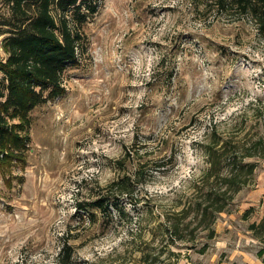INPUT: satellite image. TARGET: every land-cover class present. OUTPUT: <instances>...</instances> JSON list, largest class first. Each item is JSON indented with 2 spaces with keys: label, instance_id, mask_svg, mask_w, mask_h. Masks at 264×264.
I'll list each match as a JSON object with an SVG mask.
<instances>
[{
  "label": "rangeland",
  "instance_id": "374dc122",
  "mask_svg": "<svg viewBox=\"0 0 264 264\" xmlns=\"http://www.w3.org/2000/svg\"><path fill=\"white\" fill-rule=\"evenodd\" d=\"M9 15L0 0V31ZM80 31L63 95L30 112L24 143L3 157L0 264H60L68 253L66 264H222L232 249L263 246L249 229L264 208L256 12L219 0H104ZM214 131L233 132L241 155L255 153L244 162L258 165L224 211L203 216L204 194L226 189L201 181ZM138 167L145 180L121 193L113 181Z\"/></svg>",
  "mask_w": 264,
  "mask_h": 264
},
{
  "label": "trees",
  "instance_id": "16d2710c",
  "mask_svg": "<svg viewBox=\"0 0 264 264\" xmlns=\"http://www.w3.org/2000/svg\"><path fill=\"white\" fill-rule=\"evenodd\" d=\"M103 1L6 0L10 15L3 22L6 27L0 31V34L7 33L3 38L7 57L0 59V166L4 156H9L24 143L30 112L36 106L63 95L64 71L80 64L79 52L83 41L80 27L99 10ZM219 1L256 12L264 30V0ZM212 136L203 144L209 166L201 181L209 182L214 177L226 189L222 193L208 190L204 194V202L198 209L203 216L213 212L212 208L218 213L224 211L235 194L249 182L248 176H254L258 165L257 161L244 162L245 156L255 153L241 155L239 141L233 132L217 134L214 131ZM255 148L259 150L258 155L264 157V136L255 141ZM140 170L138 167L132 174L120 176L112 184L121 193H129L135 182L145 180ZM198 182L197 188L200 186ZM208 201L210 205H206ZM104 204L97 201L96 207L104 213H111L109 206ZM251 209L245 211V217ZM117 212L119 216L124 214L121 209ZM249 229L263 244L257 255L264 261V208L260 220L250 223ZM206 249L207 246L201 251ZM69 259L68 253L66 259H59V263L66 264Z\"/></svg>",
  "mask_w": 264,
  "mask_h": 264
},
{
  "label": "crops",
  "instance_id": "0c3cea01",
  "mask_svg": "<svg viewBox=\"0 0 264 264\" xmlns=\"http://www.w3.org/2000/svg\"><path fill=\"white\" fill-rule=\"evenodd\" d=\"M252 242L256 241L253 239ZM261 246H259L260 248ZM258 249H256V245L250 249V247H241L232 249L228 254V259L222 264H264L262 257L260 258L257 255Z\"/></svg>",
  "mask_w": 264,
  "mask_h": 264
}]
</instances>
